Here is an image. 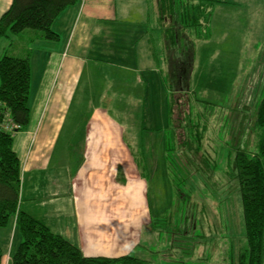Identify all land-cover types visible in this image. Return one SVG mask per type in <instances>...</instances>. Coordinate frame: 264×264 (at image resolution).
<instances>
[{
  "label": "rangeland",
  "instance_id": "rangeland-1",
  "mask_svg": "<svg viewBox=\"0 0 264 264\" xmlns=\"http://www.w3.org/2000/svg\"><path fill=\"white\" fill-rule=\"evenodd\" d=\"M109 23V32L92 41L90 52V61L94 67L106 73L101 77L106 85V91L101 95L95 92L87 99L86 91H80L79 99L68 101L66 109L61 107L62 102L59 101L60 108L54 110L52 119H47L48 133L52 134L59 123L58 127H61V130L57 135L67 138L58 141L48 139L42 148H47L48 145L55 146L56 154L57 152L61 154L60 157L57 155V159L74 175L80 170L84 172L85 169L94 170L100 166L107 171L112 168L115 171L116 168V172L113 173L115 180L117 182L123 180L124 183H114L116 187L113 188L115 192L119 191L121 194L117 196L126 197L128 200L125 198L128 210L124 214L140 216V219L135 217L124 220L122 224L124 228H127L128 222L131 225L137 224L136 229L132 231L127 233L125 230L122 231V235L128 236L129 232L131 235L137 234L135 244L138 246H134L132 256L144 258L148 264H241V258H244L246 263L250 259L249 244L245 236L242 190L234 170L236 157L232 146L240 141L238 147L256 151L261 136L260 130L255 128V114L244 123L240 122L242 117L253 114L264 94V0H219L211 15L208 33L205 34L202 29V36L206 39L200 40L195 34L191 35L196 46V57L194 69L185 76V83L193 91L189 93L192 99L185 115L192 118V124L209 119V125H189L187 119L180 124H172L168 93L159 85L153 86L154 91L149 89L150 107L146 110L145 122L148 121L154 126L152 137L157 146H154L152 156L140 155L142 143L138 140V130H134L133 126L134 129L129 131L137 146L133 152H138L135 155L128 146L132 156L127 171L129 174L134 172V177L123 170L124 157L118 159L117 156L105 153L106 150L101 148L99 154L103 163L93 165L95 156L84 149L89 125L101 111V106L105 105L113 110L107 112L109 118L122 120L124 117H133L136 113L141 116L140 108L136 109V112L133 109L135 103L124 115L123 109L113 106L120 101L127 102L126 97L121 98V92H117L121 87L115 83L123 72V68L118 64L121 62L129 64L132 42L140 38L138 23L116 19H111ZM113 23L117 25H112ZM122 23L127 25L124 26ZM191 31L194 32L192 29ZM32 32L34 31L28 29L21 35L16 33L3 37L0 41H6L5 45L8 47L3 49L0 45V58L5 53L24 56L33 44L26 42V37L30 38ZM57 32L60 35L59 39L43 40L42 42H46L44 46L52 49L66 43L70 30L67 29V34L64 27H58ZM36 42L34 44H37ZM96 55L100 56L99 62L94 64ZM164 56L167 58L166 53ZM56 60L57 55L54 54L52 61ZM179 91L186 92L183 88ZM61 93V98L65 101L67 92ZM57 96L55 93V97ZM39 98L42 99L43 95L37 97ZM31 105L32 96L29 107L30 112L35 113L39 100L35 101L33 109ZM125 106L127 107L126 104ZM222 117L229 120L225 122L224 118L221 121ZM66 127L68 129H65ZM203 127L209 128L204 144L210 142L217 147V161L221 171L216 173V180L223 183V186L216 187L215 190L226 192L224 196L211 195L210 192L214 190L213 183H204L197 179L199 175H205L204 162L200 163L202 167L198 164L200 157L197 156V152L203 154L206 152L203 150L204 147L194 141L193 132H206ZM28 128L29 126L18 130L17 135L24 134ZM172 128L175 134L171 137L169 130ZM15 136L14 134V139ZM226 136L231 137L230 146L225 145L223 139ZM126 138L127 141L128 139L131 141L130 136L126 135ZM101 142L104 143L103 139ZM29 143L25 146L24 154L31 150L33 144L35 152L38 139L35 137ZM175 144L176 148L170 151L168 157L166 155L168 145L174 147ZM181 146H186L195 155H189ZM66 151L70 155L64 156ZM231 153L233 157L229 159ZM92 154L96 155V151ZM28 159L25 158L26 163ZM23 169L20 189L22 197L25 178ZM188 174L195 175L196 178H190ZM175 178L180 180V185L183 186L182 193H179L174 185ZM24 203L25 201L22 204L23 210ZM166 215L167 218H164ZM192 222L195 224L194 228H187ZM228 229L233 233L227 235ZM6 231L8 241L4 244L5 252L9 247L16 245L18 237L11 227ZM7 256L9 253H5L4 257Z\"/></svg>",
  "mask_w": 264,
  "mask_h": 264
},
{
  "label": "crops",
  "instance_id": "crops-1",
  "mask_svg": "<svg viewBox=\"0 0 264 264\" xmlns=\"http://www.w3.org/2000/svg\"><path fill=\"white\" fill-rule=\"evenodd\" d=\"M12 2L13 0H0V16ZM111 19L138 23L140 38L132 42L129 64L123 62L118 64L123 68V72L117 77L119 80L115 83L121 87L117 92H121V98L126 97L127 102L120 101L113 106L123 109L124 115L135 103L133 109L136 112V109L140 108L141 116L136 113V115L133 114V117H124L122 120L113 119L107 115V112L113 110L108 106H101V111L89 125L84 149L90 155L95 156L93 165L103 163L99 154L101 148L106 150L105 153L117 156L118 159L124 157L122 168L129 174L127 165H130L132 154L128 146L132 153H134V147L137 148L135 139L129 131L135 127L134 130H138V140L142 143V149L139 150L140 155L144 157L153 155L154 146H157V142H153L152 137L154 126L148 121L146 122L149 125L145 122L146 110L150 107L148 105L149 89L154 91L153 86L159 85L163 86L166 92H170V86L165 81L169 63H165L164 54L169 53L179 58L185 53V49L180 51L183 40L177 42L175 49L174 47L166 49L164 27L173 24V21L164 17V12L159 7L157 0H80L79 4L67 8L53 25L56 31H58V27H64L66 32L67 29L70 30V34L67 32L66 43L58 48L50 49L44 46L46 42H40L41 45H37L36 51L32 52L31 108L33 109L36 100H39V106L35 113L31 112L29 128L26 132L19 133L14 139V149L20 157L21 166L24 167L22 169L25 175L23 184L25 210L41 218L52 231L78 245L86 256L96 257H117L132 254L135 250L134 246L137 245L135 244L137 234L131 235L129 232L128 236L122 235L123 230L127 233L136 229L137 226V224L131 225L128 222L127 228H124L122 226L124 220L135 217L140 219L139 214H134V216L124 214L128 210L126 207L128 200L126 197L127 201L124 197L117 196L121 194L119 191L115 192L113 188L116 187L114 183L124 182L122 179L121 182L115 180L113 173L116 172V168L115 171L113 168L107 171L102 166L94 170L85 169L84 172L80 170L74 175L57 159V155L60 157L61 154L58 152L56 154L55 146L48 145L44 149L42 147L48 139L58 141L67 138L57 135L61 130V127H58L59 123L52 134L48 133L47 119H52L54 110L60 108L59 101L62 102L61 107L66 109L68 101L79 99L80 91H86L85 99L93 96L95 92L101 95L106 91V85L101 78L106 73L94 67L90 61V52L92 41L109 32ZM112 25L117 24L113 23ZM122 25L126 26L127 24L122 23ZM5 42L0 41L2 48L7 46ZM54 54L57 55L56 62L52 61ZM99 57L96 55L93 60L94 64L99 62ZM179 75H181L180 72ZM183 81L184 77L181 79V82ZM185 85L188 88L189 85L187 86L186 83ZM62 91L67 92L65 101L61 98ZM55 93L58 94L57 97H55ZM40 95H43V98L37 99ZM65 97L66 95L63 96V98ZM118 114L120 115V112ZM207 133L208 131L206 136ZM174 134L175 130L170 129L169 136L172 137ZM126 135L130 136L131 141L129 139L127 141ZM35 137L38 139L35 152L33 144L31 150L24 154L25 146ZM102 139L104 143L101 142ZM205 140L194 138L195 142H198L202 148L204 147V152L210 151L218 159L217 147L210 142L204 144ZM223 140L225 141V138ZM230 140L231 137H227L225 145L230 146ZM235 143V146L240 145V141ZM181 147L187 150L189 155H195L186 146ZM175 148L176 144L174 147L168 145L166 155L169 157L170 151ZM94 151H96V155L92 154ZM67 152L64 156L70 155ZM137 153L134 154L137 155ZM197 154L200 157L198 164L201 166L202 156L205 155L200 151ZM25 158H29L28 164ZM203 162L205 175H199L197 179L200 182L213 183L214 190L210 192L211 195L224 196L226 192L215 190L216 187L223 186V183H218L216 180V173L221 171L219 162L216 159L209 160V163ZM129 175L135 176L134 172ZM189 177L196 178L195 175H189ZM174 183H176V178ZM182 187L179 185L180 191H182ZM28 201L30 202L28 203ZM133 225L135 227H132ZM194 226L195 224L192 222L187 225V228H194ZM14 227L15 220L12 230ZM3 233L6 234L7 231H0V242L5 239ZM231 233H233L231 230H226L227 235ZM19 240L18 236L16 244ZM15 246L9 247L5 252L9 253V256L4 257V264H12L11 255Z\"/></svg>",
  "mask_w": 264,
  "mask_h": 264
},
{
  "label": "trees",
  "instance_id": "trees-1",
  "mask_svg": "<svg viewBox=\"0 0 264 264\" xmlns=\"http://www.w3.org/2000/svg\"><path fill=\"white\" fill-rule=\"evenodd\" d=\"M79 1L13 0L0 17V40L10 34H24L28 29L34 31L30 38L26 37V42L33 44L24 56L5 53L0 58V231L5 232L9 227L12 229L15 220L14 230L20 240L13 249L12 264H148L144 258L131 254L118 257L86 256L78 245L53 232L41 218L22 209L24 202L20 191L22 166L20 157L14 149V134L17 135L18 130L25 129L31 118L29 107L33 72L31 55L43 40L59 39L60 35L53 26L55 21L67 8L79 4ZM157 2L164 12V17L173 21V24L164 27L166 49L171 47L175 49L177 42L181 40L183 45L180 51L185 49L184 55L179 58L166 53L165 63L169 65L165 81L170 86V92H167L170 97V119L172 123L180 124L187 119L189 125H209V119L192 124V118L185 115L192 99L189 93L193 91L184 84L187 72L194 69L196 57V46L191 35L195 34L200 40L206 39L202 33H208L214 6L219 0H157ZM35 42L37 44H34ZM7 47L8 45L3 49ZM183 77L184 81L181 82ZM180 88H183V91L189 90L183 93L179 91ZM254 114L255 128L260 130L261 135L258 149L246 150L238 147L239 145L232 147L236 157L234 164L238 176L236 179L242 190L245 236L249 244L250 259L245 263L244 258H241V264H264V94L253 114L242 117L240 123L249 120ZM224 118L222 117L221 121ZM236 118L237 116L234 117ZM228 120L225 118V122ZM208 129L203 127L204 131ZM206 132H193L194 138L205 140ZM204 155L202 160L207 163L212 159L217 160L210 151ZM232 157L231 153L229 159ZM174 185L177 191L182 193L179 190L180 180L176 179ZM3 237L4 241L0 242V264H4V243L8 241V234L3 233Z\"/></svg>",
  "mask_w": 264,
  "mask_h": 264
}]
</instances>
